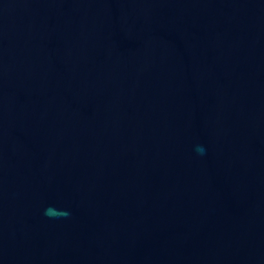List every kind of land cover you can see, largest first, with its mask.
Returning a JSON list of instances; mask_svg holds the SVG:
<instances>
[{
	"label": "water",
	"instance_id": "water-1",
	"mask_svg": "<svg viewBox=\"0 0 264 264\" xmlns=\"http://www.w3.org/2000/svg\"><path fill=\"white\" fill-rule=\"evenodd\" d=\"M0 264H264V0H0Z\"/></svg>",
	"mask_w": 264,
	"mask_h": 264
},
{
	"label": "clouds",
	"instance_id": "clouds-1",
	"mask_svg": "<svg viewBox=\"0 0 264 264\" xmlns=\"http://www.w3.org/2000/svg\"><path fill=\"white\" fill-rule=\"evenodd\" d=\"M197 150H198V152H200L201 154H204L205 151H206L202 146L198 147Z\"/></svg>",
	"mask_w": 264,
	"mask_h": 264
}]
</instances>
